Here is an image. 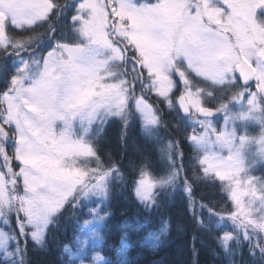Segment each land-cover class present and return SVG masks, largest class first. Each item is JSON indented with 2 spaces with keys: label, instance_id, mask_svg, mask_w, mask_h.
<instances>
[{
  "label": "snow or ice",
  "instance_id": "6c2138e0",
  "mask_svg": "<svg viewBox=\"0 0 264 264\" xmlns=\"http://www.w3.org/2000/svg\"><path fill=\"white\" fill-rule=\"evenodd\" d=\"M162 104L176 121L164 125L173 138L163 175L149 179L147 157L133 165L136 197L158 207L161 194L181 191L194 218L231 222L216 236L226 250L247 242L264 258V175L251 174L264 168V0H0V264H28L29 240L43 245L69 206L79 222L85 200L127 179L118 162H102L87 135L94 122L127 127L139 114L151 133ZM199 183L218 199L197 205ZM102 211L88 215L103 220ZM92 221L64 245L62 264H109L82 251Z\"/></svg>",
  "mask_w": 264,
  "mask_h": 264
},
{
  "label": "trees",
  "instance_id": "16d2710c",
  "mask_svg": "<svg viewBox=\"0 0 264 264\" xmlns=\"http://www.w3.org/2000/svg\"><path fill=\"white\" fill-rule=\"evenodd\" d=\"M135 122L125 129L119 128L114 120L107 122L94 141L101 159L106 163L118 162L122 174L127 177L120 181H125L124 186H113L106 200L100 201L104 219L99 228L100 239L92 246L95 253H100L109 264H264L258 250L250 253L247 242L238 246L234 241L231 251L226 250L216 236L230 231L228 224L210 222L206 213L194 218L188 198L181 191L169 189L161 194L158 207L146 208L138 200L132 183L133 165H140L147 157L152 167L145 171L156 177L162 168L156 142L142 135L139 122ZM164 132L171 136L169 129L164 128ZM185 144L184 163L191 168V158L195 154L186 141ZM210 191L203 183L195 186L197 205L208 199H218L219 193ZM85 208L82 206L76 212L79 222L70 217L71 208L65 210L47 231L43 245L29 240L28 264H62L67 260L64 245L81 235ZM198 219L204 224L211 223V229L201 227Z\"/></svg>",
  "mask_w": 264,
  "mask_h": 264
},
{
  "label": "rangeland",
  "instance_id": "374dc122",
  "mask_svg": "<svg viewBox=\"0 0 264 264\" xmlns=\"http://www.w3.org/2000/svg\"><path fill=\"white\" fill-rule=\"evenodd\" d=\"M37 31H43V29H37ZM211 90V89H209ZM219 94V92H218ZM215 103V102H213ZM238 110V106L237 107H234L232 108V111H237ZM161 114L163 116V120L161 121V124L159 126V128H155L151 133H149L148 131L145 130V126H144V123H143V120L142 118L139 116V114H136V115H133L132 117H130L129 119V123L130 124L131 122L133 123H136L135 120H137V122H139L138 124V129H139V132L144 135L145 137H147V139L149 138L150 140H152L153 142H156L157 146H158V151L160 153V158H161V162H159V165L161 166V171H158L156 169H154V171H158L159 175L156 177V176H152L149 171L147 172L148 173V176H149V179L155 181L156 179L159 178L160 175H163V172L162 170L164 169L165 167V158H164V153L162 152V148L164 147V145L167 144V142L169 141V139L173 138L171 136L168 135V132H164V128H165V124L166 123H171V124H175V120L172 118V114L169 112V110L167 109L166 105H161ZM223 116L224 114L223 113H219L217 115V117L214 119V123L216 124L217 127H222L224 125V119H223ZM116 121L117 125L119 126V128H123L125 129L126 127L124 126L123 124V121H121L118 117H110L108 119L107 122H111V121ZM106 122V123H107ZM75 127L76 128H79V121H74L73 122ZM106 123L104 125H100L99 121H96L94 122V124L89 128V133L87 134L89 136V139L91 141H95L100 133L103 131V128L104 126L106 125ZM154 127V126H152ZM82 131V129H81ZM190 131V130H189ZM247 131H248V134L250 136H256L257 138L259 137V134H260V128H259V125L258 124H255V123H252L248 126L247 128ZM188 143V145L191 147V150H192V154L194 155V150H193V145L191 144V142L189 141H186ZM94 146H96L94 144ZM258 149V145H252L250 146L249 150H248V156L249 158H251L252 156H254L255 152L257 151ZM99 155V153H98ZM102 160V159H101ZM102 162H104L102 160ZM105 163V167L108 166V164L110 163V161H108V163L104 162ZM91 167H95V164H92L90 165ZM253 168H254V171L251 173L252 175L254 176H261V175H264V168H261L259 164H256V165H253ZM121 180L119 179H113L111 180L110 184H109V190L113 187V186H116L117 187H122L125 185V181L124 182H121ZM120 183V184H119ZM135 189V188H134ZM157 189L156 188H153V192H156ZM110 192V191H109ZM135 192V190H134ZM109 195V193H108ZM136 195V194H135ZM259 195V193H258ZM107 198V197H106ZM105 197H98V196H91L89 197L87 200H85V205H86V208L84 209V214L86 215V218L83 219V222L85 220H90L92 221V217L90 215H88V210L91 209V208H94V207H97V206H100V201H105L106 200ZM140 201V200H139ZM93 204V205H91ZM71 208V207H69ZM101 216H103V212L100 213ZM71 218L73 217V214L70 216ZM103 220H99V221H92V223H90L89 225H84V231H85V234L83 235H86L87 236V241L86 243L84 244V248L82 249V251H87L88 255L91 256L95 253V251L92 249L93 245L95 242H97L100 238L99 236V228H100V225L102 223ZM83 222L81 225H83ZM223 223H226L228 224L230 230L231 229V222H223ZM95 232L97 235H91V233ZM74 241V240H73ZM11 243H14V242H10ZM264 243V241H263ZM72 252L75 254L77 253V248L76 247H72ZM78 264H79V261H77ZM98 264H103V260L102 261H99Z\"/></svg>",
  "mask_w": 264,
  "mask_h": 264
}]
</instances>
